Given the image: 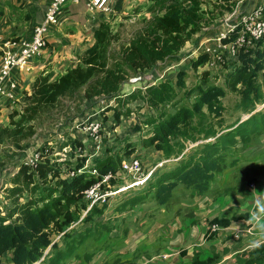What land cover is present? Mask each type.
Wrapping results in <instances>:
<instances>
[{
    "label": "trees",
    "instance_id": "obj_1",
    "mask_svg": "<svg viewBox=\"0 0 264 264\" xmlns=\"http://www.w3.org/2000/svg\"><path fill=\"white\" fill-rule=\"evenodd\" d=\"M187 2L189 7L181 1L163 4L161 11L164 12L154 15L119 50L114 44L120 42V35L113 31L110 22L102 20L94 32V45L78 57L76 65L69 66L56 80L45 75L36 79L31 92L25 93L28 103L22 118L15 123L16 113H11L9 126L0 129V143L4 136L18 140L25 132V123L35 120L44 110L54 109L67 97L80 95L81 102H85L112 96L119 105L141 100L150 113L142 121L150 132L142 147L153 148L161 154L160 159L177 163L163 172H158L156 163L147 180V190H142L145 193L135 194L120 204L118 210L134 207L149 197L160 206L168 205L181 186L198 195L208 193L218 176L236 164L240 149L249 148L264 136V112L257 111L264 104V40L237 47L235 62L230 65L232 71L227 83L240 96L234 106L238 116L231 125H227L225 113L229 112L223 104L227 92L224 87L213 84L207 71L203 83L192 89L186 85V72L180 71L174 85L170 81L153 83L138 94H129L128 99L118 98L129 77L150 71L179 53L198 33L202 3ZM122 3L123 0L116 3L114 14L122 11ZM238 31L239 28L230 33L223 43L233 44ZM210 62V55L201 54L192 61V68L198 69ZM244 114L248 115L247 119L241 118ZM122 116L118 109L114 110V126L122 123ZM141 129V125H136L134 131L141 132ZM65 147L71 148L73 157L77 150L80 152L76 164L70 159L55 161L54 149L45 152L47 148L43 147L38 150L43 160L35 165L22 163L11 177L5 190L6 212L0 211V264H69L74 259L80 260L78 250L94 235L93 226H105L97 218L108 207V199L93 204L87 192L97 184L102 194L109 190L116 192L124 183L119 177L124 175L123 163L133 158L143 159L136 154L135 146L128 145L120 152L109 150L106 156L88 166V159L83 156L86 150L83 142L69 141ZM107 176L110 178L104 182ZM242 219L248 220L249 214L208 221L206 238L210 241L218 236V231L211 232L212 225L227 229ZM87 223L91 224L89 229L76 236L79 226ZM105 231H110V227H105ZM104 232H99L98 238ZM92 255L87 256L84 264L92 261ZM218 256V259L211 256L201 260L196 253L191 264H218L221 260ZM239 262L264 264V243L245 252Z\"/></svg>",
    "mask_w": 264,
    "mask_h": 264
},
{
    "label": "rangeland",
    "instance_id": "obj_2",
    "mask_svg": "<svg viewBox=\"0 0 264 264\" xmlns=\"http://www.w3.org/2000/svg\"><path fill=\"white\" fill-rule=\"evenodd\" d=\"M135 1V4L123 13H113L109 16L113 31L120 35V42L114 44L116 50H119L123 44L127 45L130 40L138 35L154 15H160L163 13L164 10L161 11V9L164 8L163 4H170L171 0ZM189 1L191 2L192 0ZM199 1L202 3V6H200L198 14L202 18V21L198 33L195 34L187 44H185L179 53L172 55L162 63H158V65L150 71L129 77L128 81L123 86L121 97L118 98L123 97L124 99H128L129 94H138L141 90L146 89L153 83L159 84L170 81L172 85H174L177 79V74L180 71L186 72V85L188 89H192L196 85L203 83V77L206 76L205 73L207 71L210 73V79L213 84L224 87L227 92V96L223 99V104L229 112L228 114L227 112L225 113V118L228 120L227 125H231L237 119L238 112L234 110V106L240 99L238 92L232 89L227 83L229 72L232 71L230 65L235 62V58L233 54H231V46L224 45L223 40L219 39L222 34H228L232 27L237 26L242 16L251 13L258 7L264 6V0ZM240 1H243V4H240ZM181 2H183L186 7H189L187 0H181ZM67 5H69V2ZM230 8H233V10L230 11ZM201 54L210 55L211 62L207 66L193 69L192 61L196 60ZM57 65L60 66V64ZM41 75L45 74L42 73ZM58 76L59 75H57V77ZM38 77L35 78V81ZM33 84L29 87V90L26 91L27 93L31 92ZM177 91H179V89H177ZM26 92L23 94V98L25 99L23 100L21 98L19 102L14 104L15 108L12 112L16 113L14 118L15 123L19 122L22 118L23 111H25V107L28 103L25 97ZM116 109L124 114L121 119L122 123L119 124V126H114V110ZM257 111L264 112V104L258 106ZM170 112L172 113L173 111L171 110ZM148 115H150V113L141 100L132 101L126 105H119L117 100L112 96H101L85 102H81L80 95L76 97H67L64 98L54 109L44 110L35 120L24 124L26 127L25 132L18 140L4 136V141L0 143V211L6 212L8 199L5 190L10 185L11 177L19 169L22 163L30 161L35 152L43 147L54 149L53 159L55 161L62 162L66 159H70L73 164H76L79 159L77 153L80 154V152L77 150L76 156L73 157L71 155V148L65 146L69 141H81L84 143L86 149L83 156L87 157V165L90 166L100 158L106 156L109 150L120 152L121 150L126 149L128 145L135 146L137 149L136 154L143 156V159L140 158V161L141 163L143 162V168L148 171H144L146 176L141 178L133 177L128 174L119 176L124 183L116 192H111V190L108 191L109 193L105 195V197L108 196L106 197V199H108L106 201L108 202L106 203L108 207L105 209L102 217L97 218V221H101L105 226L94 227V224H92V233L94 232V235L91 234V238H89L84 246L78 250L80 260L74 259L69 262V264H79L82 262L84 264L88 255L91 256L95 253L92 255L94 258L97 252L100 253L104 251L106 257L103 256V261H105L104 264H119L124 260V257L121 256L119 251L126 246L127 241L130 243L131 238L135 239L138 237L140 231L137 229H139L140 226H143L144 228V226L148 225V222L145 223L144 221L142 224L137 223V225H129L131 229L128 226L129 229L124 230L125 228L123 227L127 224L128 217L136 216L141 209L147 211L152 216L149 220H151V218L153 219V217L159 218L160 213H158V210L156 209L159 208L161 211H166L170 209L169 207H172V205L175 206V209H173L174 212L168 215L171 220L174 219L176 215L175 211L181 210L185 213V210L179 209L185 206L181 200L172 201L173 203H170L172 204L170 206H160L153 201L152 197L137 204L138 206L135 208L131 207L126 208V210H118L119 205L117 203L121 202L122 199H131L135 194L145 193L142 192L144 188L145 191L148 188L147 180L145 179L147 176L149 177L151 175L155 168L159 167L158 172H163L168 168L167 164L163 167L162 164H164L165 161L160 159L162 157L161 154H158L153 148L149 149L142 147L141 145L142 141L150 135L149 130L145 125H142V121H144ZM247 117L248 115L244 114L241 118L247 119ZM10 121L11 119L9 118V124ZM96 124L102 125L98 131H95ZM136 125L142 126L141 132L134 131ZM191 147H193V145H191ZM263 158L264 153H258L255 160L259 159L257 161L258 164H264V161H262ZM174 162L177 163L176 160H174L172 162L169 161L168 164L173 165ZM156 163L158 164L157 166ZM233 175L235 174L232 173V178H234ZM248 186L252 190H256L257 188V191L254 192V200L252 201V207H254L255 202L258 199L262 200L263 195H261V192H258L260 189L259 186L255 187L250 184ZM224 187L227 186L221 184L220 189L223 191ZM181 190L185 191L186 189L181 186L178 191ZM184 193L185 195H190V193L186 191ZM101 202L104 203L103 200ZM102 203L100 204L101 206L103 205ZM246 210L247 208L240 212L245 213ZM122 211L124 213H122ZM251 211L255 212L256 209ZM84 214H86V212ZM208 221H210L209 218L206 220L204 218L202 223L208 224ZM151 222H153V220ZM90 226L91 224L89 223L80 225V228L77 229L75 232L77 234L75 235L78 236L81 233L84 234ZM105 227H110V231L104 232ZM143 228L141 231H143ZM117 229H121L120 235L118 234L119 232ZM251 231L253 234L246 231L238 232L236 230L229 231L227 234L224 232L225 236L218 235L215 238L217 240L215 245L211 246L208 251H205L207 253H211L212 251V255L216 256V259H218V255L220 254H217L215 250L223 252L222 249H225V253L228 252L229 254H233L236 250L241 251L234 256V261L231 260L230 262L223 263L240 264L239 261L244 258L245 252L256 247L254 245L257 243L258 245L264 243L261 234H255L253 229H251L250 232ZM99 232H104L102 238H98ZM219 233H223V230H219ZM159 234L160 231L156 232L157 237ZM57 240L58 238L55 239V241ZM208 241L209 239L206 238L205 234L202 242ZM135 243L136 241L134 244ZM230 243H232V245H230ZM61 247H64V244L61 245ZM130 250L133 251L134 246H132ZM138 250L139 252L141 251L140 248ZM171 251L172 252L169 253L170 255L163 253L161 259L164 261L170 260L171 263H174V258L178 260L179 256L182 257V249ZM134 254L136 255L137 253ZM145 255V253L137 254L134 259L137 258L138 260H141ZM156 260L157 259L153 262H156Z\"/></svg>",
    "mask_w": 264,
    "mask_h": 264
},
{
    "label": "crops",
    "instance_id": "obj_3",
    "mask_svg": "<svg viewBox=\"0 0 264 264\" xmlns=\"http://www.w3.org/2000/svg\"><path fill=\"white\" fill-rule=\"evenodd\" d=\"M100 1L108 5L113 0ZM175 1L181 0H171L170 3ZM135 2V0H123L121 12L123 13L129 7H132ZM49 3L50 0H0V35L3 38L13 40L31 39L33 30L43 20ZM240 4H243V1H240ZM121 12H117V14ZM102 20L110 22L109 17H104L101 13L89 12L84 3L67 5L62 15L61 23L52 27L48 34L47 49L40 58H37L32 63L30 72H27L30 74H14V78L18 81L15 93L16 102H19L21 98L25 99L23 98L24 92L29 90L35 78L42 73L48 76L50 80H56L69 66L76 65L78 57L94 45V32ZM57 64H60V66ZM57 75L59 76L57 77ZM16 102L13 103L5 97H0V129L9 125V118ZM258 153H264V136L260 138L259 142L251 144L249 148L240 149L239 154L236 156V164L218 176L208 193L204 195L188 191L186 192L190 193V195H185V191L175 193L170 203L175 200H181L185 206L179 209L185 210V213L181 210L175 211L176 215L172 220L168 215L174 212L175 206L170 203L168 205H172V207L170 206V209L166 211H161L159 208L156 209L160 213L159 218L153 217V219L149 220L152 216L141 209L136 216L128 217L127 224L123 227L125 228L124 230H128L129 225L142 224L144 221L145 223L148 222V225L144 226V228L140 226L137 229L140 231L138 237L135 239L131 238L130 243L125 241L126 246L119 251L124 260L119 264H191L196 253L199 254L201 260L213 256L212 251L211 253L206 251L215 245L217 240L202 242L203 237L207 233V223L203 224L202 220L204 218L205 220L207 218L212 220L217 217L232 218L243 214H249V219L251 218L253 213L251 210L256 209L255 205L252 207V201L257 188L252 190L248 185L259 186L258 192H261V195H263L262 200H264V164H258L257 161L259 159L255 160ZM163 161H167L164 164H167V167H171L172 164L169 165L168 162L174 160ZM262 161H264V158ZM232 173L235 174L233 175L234 178L231 177ZM221 184L227 186L224 187L223 191L220 189ZM128 200L129 198H124L117 204L120 205ZM137 206H134V208ZM246 208L245 213L240 212ZM122 213L124 212L122 211ZM152 220L153 222H151ZM248 220L235 221L231 227L222 229L223 233L218 231V235L225 236L224 232L227 234V232L235 230L253 234L252 231L250 232L251 229L255 231V234H261L259 228L247 223ZM260 223L264 224V219ZM142 228L143 231H141ZM117 230L120 235L121 229ZM158 231H160V234L157 237L156 232ZM135 241L136 243L134 244ZM132 246H134L133 251L130 250ZM139 248L141 249L140 252ZM180 249L183 250L182 257L179 256L178 260L174 258V263H171L170 260L164 261L161 259L163 253L170 255L171 250ZM222 250L223 252L215 250L217 254L221 255V260L218 264L234 261V256L241 252L236 250L233 254H229L228 252L225 253V249ZM134 253H145L146 255L141 260H138L137 258L134 259L137 256ZM103 256L105 257L104 251L96 254L89 264H104ZM155 259L158 261L153 262Z\"/></svg>",
    "mask_w": 264,
    "mask_h": 264
},
{
    "label": "built area",
    "instance_id": "obj_4",
    "mask_svg": "<svg viewBox=\"0 0 264 264\" xmlns=\"http://www.w3.org/2000/svg\"><path fill=\"white\" fill-rule=\"evenodd\" d=\"M120 0H113L111 4H104L100 0H50L43 20L34 28L31 39H6L0 35V97H5L16 102V90L18 81L14 78V74L30 72L32 63L43 54L48 47V34L52 27L61 23L64 10L69 4L84 3L86 9L91 13H101L107 17L116 12L115 5ZM238 31V37L231 46V54L236 55L237 47L244 45H254L260 40H264V6L258 7L251 13L242 16L237 26L232 27L228 34H222L219 40L228 38L229 34ZM225 45V44H224ZM101 125L96 124L95 131L100 129ZM49 148L45 149L48 152ZM41 152L36 151L32 159L26 164L35 165L42 159ZM43 160V159H42ZM163 165V164H162ZM143 165L139 158H133L123 163L124 174L133 177H145ZM152 174V173H151ZM150 177V176H149ZM145 180H148L149 178ZM110 176L105 177L106 182ZM136 184V183H134ZM112 192V191H111ZM109 192L102 194L100 192V184L90 189L87 196L92 199V203L105 201ZM212 232L222 230L218 225L210 227Z\"/></svg>",
    "mask_w": 264,
    "mask_h": 264
},
{
    "label": "clouds",
    "instance_id": "obj_5",
    "mask_svg": "<svg viewBox=\"0 0 264 264\" xmlns=\"http://www.w3.org/2000/svg\"><path fill=\"white\" fill-rule=\"evenodd\" d=\"M257 211L252 213L251 218L247 221L249 224H253L255 227L259 228L261 237L264 239V224H261L260 221L264 219V200L258 199L255 202ZM254 246H259L258 243Z\"/></svg>",
    "mask_w": 264,
    "mask_h": 264
}]
</instances>
